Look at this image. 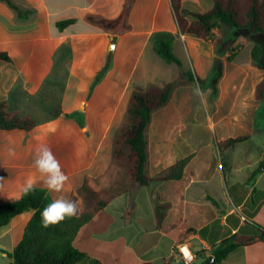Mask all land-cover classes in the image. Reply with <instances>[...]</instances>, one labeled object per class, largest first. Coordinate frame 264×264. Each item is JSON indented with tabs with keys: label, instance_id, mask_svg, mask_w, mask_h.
Segmentation results:
<instances>
[{
	"label": "crops",
	"instance_id": "crops-1",
	"mask_svg": "<svg viewBox=\"0 0 264 264\" xmlns=\"http://www.w3.org/2000/svg\"><path fill=\"white\" fill-rule=\"evenodd\" d=\"M204 1L182 0V6L202 13L196 9ZM13 2L35 13L29 20H19L16 12L0 0V53H6L11 60L0 61V104H5L11 112L31 116L37 124L29 131L0 130V178H3L0 205L19 200L21 189L30 177L37 181L35 187L46 190L52 200L59 195L38 180L33 167L35 149L46 144L69 176L62 194L77 202L79 213L92 209L80 193L85 186L106 202L103 211L94 215L78 233L75 245L86 255L80 264L92 261L163 264L173 256L179 237L190 246L198 263L199 257L203 262L212 246L237 232L246 222H255L264 229V170L261 169L264 143L256 144L252 158L243 159L240 165L232 159L236 149L248 155L245 149L252 143L255 130L264 125V97L255 98V88L263 80L264 72L252 60L255 41L251 42L247 32L246 44L235 51L232 61L236 89L229 94L228 118L225 116L215 124L205 118L198 122L189 119L192 114L189 108L170 106L175 90L168 103L151 114L145 132V174L154 177L181 159L189 158V161L181 179L141 187L129 181L124 167L113 157V143L127 125L131 93L145 92L153 85L162 87L170 82L165 74L178 67L159 62L150 44L154 32L175 35L177 26L167 29L156 25L162 4L174 19L170 0H131L127 19L138 12L141 18L149 16L151 24L145 27L143 23L138 29L116 35L89 22L87 16L117 19L126 0ZM205 6L208 11L213 2L209 4L206 0ZM66 19L77 22L59 31L55 23ZM110 36L115 42L112 68L91 91L97 73L105 64ZM180 43L175 36V54L181 51ZM245 48L249 62L234 64ZM185 50L188 51L186 47ZM179 58L183 67H178L180 72L175 80L188 71L184 70L185 61ZM207 63L216 74V62ZM198 74L202 77L203 72L199 70ZM242 84L250 86V90H238ZM56 108L62 113L54 117ZM66 114H74L75 118H66ZM242 117L245 124L240 125L237 122ZM226 121L241 127L244 131L238 136L245 135L248 139L223 150L220 159L215 157V152L220 151L217 144L233 138L228 130H222L228 125ZM9 148L14 150V156L8 154ZM206 149L209 154L203 155ZM157 205L164 208L160 228L155 222ZM32 215L33 211L23 212L0 227L1 250H13ZM218 264H264V241L239 247Z\"/></svg>",
	"mask_w": 264,
	"mask_h": 264
},
{
	"label": "trees",
	"instance_id": "trees-1",
	"mask_svg": "<svg viewBox=\"0 0 264 264\" xmlns=\"http://www.w3.org/2000/svg\"><path fill=\"white\" fill-rule=\"evenodd\" d=\"M6 3L17 14V19L29 20L34 10L21 9L13 0H1ZM213 6L206 12H193L182 6V0H170V7L181 34H191L200 39H208L213 31L219 30L222 26L232 30H243L249 35H256L264 32V0H212ZM131 0H126L120 16L114 20H107L96 15H88L87 20L103 29L110 35L120 33V30H111L107 26L125 22ZM193 18L191 21L189 18ZM76 19H66L57 21L56 28L63 31L67 27L75 24ZM153 52L166 64H174L182 67V61L174 53V35L167 31H157L150 36ZM259 46H254L251 52L252 60L256 66L264 71V65L258 62ZM0 61L10 62L6 53H0ZM113 65V52L109 51L102 69L97 73L91 91L107 74ZM189 80H194L190 70L183 72ZM176 85V81L166 83L163 87L151 86L145 92H133L129 98L127 111L128 125L117 134L112 155L121 162L129 181L136 186H149L153 182H167L182 178L184 169L189 158L181 159L174 165L161 171L154 177L145 174L147 163V141L146 129L149 125L151 114L165 106ZM264 97V78L256 86L255 98L261 100ZM61 110L56 108L53 116L61 115ZM66 118H75L74 114H66ZM36 121L29 115L11 112L5 104H0V130H23L29 131L36 126ZM248 139V136H237L219 142L217 145L220 152L234 147ZM252 174V178L256 173ZM85 199L91 204L89 212L78 213L77 216L65 219L63 222L45 228L41 222V211L52 201L46 190L36 188L27 195H22L15 202L0 205V227L7 225L16 215L26 211H33L31 219L25 226L20 242L11 252L0 249V253L11 259L10 264H80L85 259V253L80 251L75 241L80 230L88 224L94 215L103 211L106 202L100 198L99 194L91 188L85 186L80 191ZM163 206L155 207L156 226L160 225L164 219ZM257 241H264V229L255 222H246L237 232L223 239L218 244L212 246L209 256L204 258L202 264L212 256L214 262L218 264L224 260L231 252L239 247L251 245ZM184 239L179 237L175 244H183ZM196 257V255H195ZM89 264H100L92 261ZM141 264H153L143 262ZM163 264H180L173 257L164 260ZM195 264V263H194Z\"/></svg>",
	"mask_w": 264,
	"mask_h": 264
},
{
	"label": "rangeland",
	"instance_id": "rangeland-1",
	"mask_svg": "<svg viewBox=\"0 0 264 264\" xmlns=\"http://www.w3.org/2000/svg\"><path fill=\"white\" fill-rule=\"evenodd\" d=\"M206 1V0H205ZM205 1L200 3V6L196 9V11L205 12L208 7L205 6ZM209 4H212V0H207ZM140 6V4H138ZM137 5V6H138ZM153 5V4H152ZM138 12H135L130 19H127L124 23L119 25L118 23L112 24L107 26L111 30L120 31H129L132 29H138L145 24V27L150 26V18L143 17L138 15ZM193 18H189L191 21ZM157 27L161 25V27H165L167 29H174L176 28L177 23L176 21L169 16L165 5L162 4L160 7V12L157 17ZM173 25V26H172ZM174 35V34H173ZM178 38L180 40V49L181 51L177 50L176 55L181 57L185 61L184 70H190L194 76V80H189L187 77L183 76L179 80H175L180 72L178 67H175L176 71H169L165 74V78L171 81H176V85L173 89L175 90V94L172 98L170 106H181L185 108H189L190 114L188 117L189 119H194L196 122L201 121L202 118H205V121H208L211 124L219 123L221 118L228 116L231 113L230 109V100L229 94L236 89V81L232 78L233 74V64L232 61L235 57V51L239 50L242 47V44H246L245 38L246 33L243 30H232L222 26L219 30H214L211 37L208 39H200L191 34H181L180 31L175 29L174 40ZM250 39L255 41L254 46H259L260 51L258 52V62L264 65V33L256 34V35H249ZM238 43L237 46H234V43ZM151 44V42H150ZM185 47L188 51L185 50ZM155 58L162 64H166L162 59L158 56L154 55ZM196 57L200 59H196ZM146 57L144 58V60ZM143 60V61H144ZM214 60L217 64L216 67V74L213 72V68L207 62ZM249 58L247 56V49L245 48L239 55L238 59L234 60V64L240 63V65H246ZM141 63V68L142 64ZM198 61V62H197ZM183 67V66H182ZM257 67V66H256ZM215 68V67H214ZM259 70V67H257ZM140 70V69H139ZM202 71V77H199L198 72ZM263 71V70H262ZM264 72V71H263ZM199 84V87L204 90L205 92V102L201 103L200 98L193 95V87L196 84ZM165 85V84H164ZM163 85V86H164ZM154 86V85H153ZM156 86V85H155ZM162 86V87H163ZM242 87L238 88L241 90H250V86L241 85ZM159 87V86H158ZM256 90V88H255ZM173 94V93H172ZM172 96V95H171ZM218 97H221L219 99ZM171 98V97H170ZM264 105V103H262ZM252 111L251 109L249 110ZM251 114V113H250ZM41 117V116H37ZM208 117H211L209 119ZM249 118H251L249 116ZM193 120V121H194ZM244 121V118L242 117ZM242 120H239L237 123L240 125L245 124L242 123ZM223 122V121H222ZM228 123L226 128L222 130H228V133L235 137L243 133L244 130H241V127L231 125L230 121H226ZM225 122V125H226ZM128 125V119H127ZM126 125V126H127ZM245 136V135H244ZM264 143V125L262 127H258L255 130L254 136H252V143L246 148L245 150L248 151V155H244L242 149H236L235 152L232 154V159L237 163H241L243 159H250L252 158L255 152V145ZM109 142L106 143L104 148H107ZM209 149H206L203 155H208ZM215 157L222 159L223 154L222 152H215ZM120 162V161H119ZM121 163V162H120ZM224 164V163H222ZM175 252V251H174ZM171 257H175L174 253L170 255ZM11 259L7 257L5 254L0 253V264H10ZM195 264H202L201 258L199 257L198 263Z\"/></svg>",
	"mask_w": 264,
	"mask_h": 264
},
{
	"label": "clouds",
	"instance_id": "clouds-1",
	"mask_svg": "<svg viewBox=\"0 0 264 264\" xmlns=\"http://www.w3.org/2000/svg\"><path fill=\"white\" fill-rule=\"evenodd\" d=\"M193 95L200 98L201 103L205 102V92L199 87L197 83L193 87ZM211 119V117H208ZM8 154L14 156L13 149H8ZM33 167L36 170L38 180L50 191L57 193V195L42 211L41 222L42 225L47 228L49 226H55L65 219L77 216L80 212V208L76 201L68 199L62 193L65 191L66 184L69 181V176L63 171L60 161L56 158L51 148L46 144L37 146L33 156ZM3 178H0V182ZM37 181L33 178L26 180L24 186L21 189L22 195H27L35 189ZM3 188L0 183V189ZM181 253L185 255L186 264H190L193 257L188 255L187 246H182Z\"/></svg>",
	"mask_w": 264,
	"mask_h": 264
},
{
	"label": "built area",
	"instance_id": "built-area-1",
	"mask_svg": "<svg viewBox=\"0 0 264 264\" xmlns=\"http://www.w3.org/2000/svg\"><path fill=\"white\" fill-rule=\"evenodd\" d=\"M185 245L187 246V249H188V255L193 257L190 264H194L195 259H196L195 254L191 251L190 246H188L187 244H184V243L180 244L175 249L174 255H175L176 261L179 262L180 264H186L185 255L181 253V248H182V246H185Z\"/></svg>",
	"mask_w": 264,
	"mask_h": 264
},
{
	"label": "water",
	"instance_id": "water-1",
	"mask_svg": "<svg viewBox=\"0 0 264 264\" xmlns=\"http://www.w3.org/2000/svg\"><path fill=\"white\" fill-rule=\"evenodd\" d=\"M110 40V43H109V46H108V51H114V48H115V42H114V38L112 36H110L109 38ZM261 169L264 170V162L261 166ZM214 262V258L212 256H210L208 258V261L207 262H204L203 264H212Z\"/></svg>",
	"mask_w": 264,
	"mask_h": 264
}]
</instances>
